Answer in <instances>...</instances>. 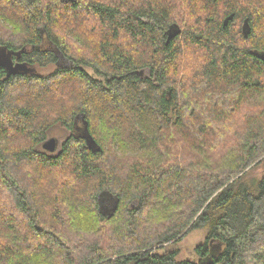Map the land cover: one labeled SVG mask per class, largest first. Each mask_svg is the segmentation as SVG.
Here are the masks:
<instances>
[{"label": "trees", "instance_id": "trees-1", "mask_svg": "<svg viewBox=\"0 0 264 264\" xmlns=\"http://www.w3.org/2000/svg\"><path fill=\"white\" fill-rule=\"evenodd\" d=\"M261 54L264 0H0V264L262 263Z\"/></svg>", "mask_w": 264, "mask_h": 264}, {"label": "rangeland", "instance_id": "rangeland-1", "mask_svg": "<svg viewBox=\"0 0 264 264\" xmlns=\"http://www.w3.org/2000/svg\"><path fill=\"white\" fill-rule=\"evenodd\" d=\"M193 58V57H192ZM187 61V60H186ZM193 66V65H191ZM53 71L52 67H49L47 69H40L38 71V73H41L43 75L49 74ZM91 73L92 71L89 70ZM147 74V72H146ZM252 107V105H251ZM249 110H251L249 108ZM243 115H247L245 114H237L235 117V123H240L241 124V120ZM231 124H233V122H231ZM71 135V132L66 129L64 126L62 125H57L55 127H53L48 135V139H52L55 138L58 142V148L57 151L54 153H51V155H57L61 152L62 149V144L69 138V136ZM41 150L44 151L45 153H50L49 151L45 150L43 148V146L41 147ZM121 154H135L136 152L133 151V149L128 148L127 150H120L119 151ZM253 175L254 177H262L264 176V163L259 166L258 168H256L255 170H253ZM110 205V204H109ZM108 205V206H109ZM207 238V231L206 230H198V231H193L191 232L187 237L184 238V240L182 242L179 243V245L175 246L176 248L180 249V258L181 259H187V258H195V248L200 245L201 243H203L205 241V239ZM240 252L241 255L244 258V264H264V261L262 263H259L256 258L252 255V253L249 250V240L248 238L242 240V242H240Z\"/></svg>", "mask_w": 264, "mask_h": 264}, {"label": "water", "instance_id": "water-1", "mask_svg": "<svg viewBox=\"0 0 264 264\" xmlns=\"http://www.w3.org/2000/svg\"><path fill=\"white\" fill-rule=\"evenodd\" d=\"M250 31V27H249V25L247 24V25H245V27H244V32H245V34H246V36H247V33ZM175 35V34H174ZM171 36H173V35H171ZM261 56H262V58H264V54H261ZM147 71H145V70H143V71H140V72H138V74L140 75V76H143L145 73H146ZM91 138V137H90ZM44 149L45 150H47V151H49L50 153H54V152H56L57 151V148H58V142H57V140L55 139V138H52V139H49L48 141H46L45 142V144H44ZM219 246L217 247V249L219 250ZM214 250V249H213ZM215 251V250H214ZM214 251H212L213 253H214ZM216 252V251H215ZM214 255V254H213ZM212 255V256H213ZM209 260H211V258H209Z\"/></svg>", "mask_w": 264, "mask_h": 264}]
</instances>
